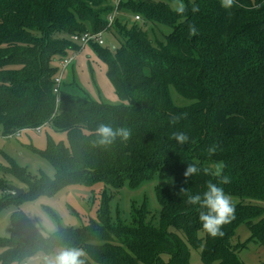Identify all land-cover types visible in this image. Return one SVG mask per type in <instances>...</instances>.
<instances>
[{
    "label": "trees",
    "instance_id": "trees-1",
    "mask_svg": "<svg viewBox=\"0 0 264 264\" xmlns=\"http://www.w3.org/2000/svg\"><path fill=\"white\" fill-rule=\"evenodd\" d=\"M184 3L188 10L180 16L173 0H0V136L50 126L69 142L49 137L41 153L55 169L52 179L33 177L8 158L0 166V210L72 185L103 183L113 190L101 193L97 220L80 228L58 223L52 235L15 211L10 238L0 239V264L46 261L66 246L82 249L85 264H192V250L203 264H244L238 253L246 245L232 241L242 224L251 242L264 245V0H235L230 9L220 0ZM193 3L198 13L191 11ZM189 24L198 35L189 36ZM84 34L115 40L114 46L86 45L95 47L118 98L128 105L98 103L62 83L54 92L58 65L86 46L73 40ZM171 89L182 101L173 100ZM181 113L187 117L172 125L170 114ZM101 123L130 127L132 137L99 146ZM177 131L189 135L188 144L169 139ZM213 143L221 150L209 157ZM216 161L224 162L231 183L219 184L203 172L184 183L189 163L211 170ZM8 177L24 190L16 199ZM208 180L236 208L222 237L204 232L198 206L178 195L181 187L202 193ZM151 182L163 184L156 188L158 213L145 196L140 206L132 202L129 218L119 208L113 214L114 193Z\"/></svg>",
    "mask_w": 264,
    "mask_h": 264
},
{
    "label": "rangeland",
    "instance_id": "rangeland-1",
    "mask_svg": "<svg viewBox=\"0 0 264 264\" xmlns=\"http://www.w3.org/2000/svg\"><path fill=\"white\" fill-rule=\"evenodd\" d=\"M156 36L158 39H162L159 31H156ZM103 40L104 46L117 45L108 34L103 36ZM69 58H71V62L65 69L61 64L58 65L60 75H62V87L71 88L79 95L86 94L91 100L98 103L113 107L128 105V102H123L118 98L114 86L108 78L107 66L99 57L94 46L86 45L80 51L69 52L67 59ZM171 95L175 102L181 100L173 89H171ZM49 137L66 146L69 144L66 133L55 132L50 126H44L39 130L23 131L18 136L9 139L0 136V166H7L9 158L18 166L27 169L33 177L44 173L51 179L54 178V167L41 155L46 150ZM7 180L11 182L12 186L22 189L16 179L8 177ZM158 185L163 186V184L151 182L138 189L123 188L118 193H114L111 201L113 214L115 215L119 208L122 217L129 218L132 202L135 200L140 206L145 196L151 210L158 213L160 211V205L156 198ZM105 190L113 192L103 183L94 186L72 185L51 197H40L35 201L23 202L19 206L11 203L0 210V239L10 238L12 215L19 209L28 215L46 236L52 235L58 230V223L64 227L80 228L90 220H97L101 193ZM1 197L0 193V199ZM52 214H55L57 220ZM250 237L251 234L244 224L235 231L233 244L246 245L238 253L240 261L244 264H264V245L251 242ZM191 263L203 264L197 251L192 250ZM28 264H45V260L37 259Z\"/></svg>",
    "mask_w": 264,
    "mask_h": 264
},
{
    "label": "clouds",
    "instance_id": "clouds-1",
    "mask_svg": "<svg viewBox=\"0 0 264 264\" xmlns=\"http://www.w3.org/2000/svg\"><path fill=\"white\" fill-rule=\"evenodd\" d=\"M235 0H220L222 8L230 9L234 6ZM172 10L180 16L185 15L188 8L184 3V0H173ZM193 13L200 11V6L193 3L191 7ZM199 29L195 24H189L188 34L189 36L198 35ZM187 117V113H181L179 115L170 114V123L172 125L177 124L181 119ZM96 134L99 137L96 143L99 146H110L117 139L121 142H127L132 137V129L127 126H121L114 128L110 124L101 123L96 128ZM169 139L174 140L178 145L188 144L190 141L189 135L184 132H173ZM220 145L213 143L206 151L209 157L215 155L220 151ZM225 164L223 161H216L212 164L211 170L207 167L201 169L195 163H189L186 167L183 176L185 177L184 183H188L189 178L199 175L203 172L205 175H211L217 178L219 184L231 183V178L223 174ZM174 183V181H173ZM218 183H214L212 180H208L205 183V190L202 193L192 194L189 188L181 187L178 195L183 194L186 197V203L192 206H198L199 215L198 219L202 225V229L210 237H222L224 232L221 230L226 224L231 223L235 219L236 208L232 203L231 197L225 193L224 189L219 186ZM85 253L82 249L75 247H62L54 254L46 258L45 264H85L83 257Z\"/></svg>",
    "mask_w": 264,
    "mask_h": 264
},
{
    "label": "built area",
    "instance_id": "built-area-1",
    "mask_svg": "<svg viewBox=\"0 0 264 264\" xmlns=\"http://www.w3.org/2000/svg\"><path fill=\"white\" fill-rule=\"evenodd\" d=\"M121 0H113V2L118 5L120 3ZM113 18V17H112ZM111 18V21H112ZM135 20H140V17L136 16ZM74 41L81 43L82 45H86L91 41L97 42L100 45H104V41H103V35L102 34H84L82 36H75L73 38ZM71 62V58L66 59L64 61L61 62V65L64 67V69L70 64ZM62 83V75H59L56 79H55V89L54 92L58 93L59 91V87L61 86Z\"/></svg>",
    "mask_w": 264,
    "mask_h": 264
},
{
    "label": "water",
    "instance_id": "water-1",
    "mask_svg": "<svg viewBox=\"0 0 264 264\" xmlns=\"http://www.w3.org/2000/svg\"><path fill=\"white\" fill-rule=\"evenodd\" d=\"M14 191H15L14 197H13L14 199L18 198L21 194L24 193L23 189H19V188H16V187H14Z\"/></svg>",
    "mask_w": 264,
    "mask_h": 264
}]
</instances>
